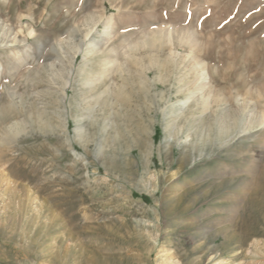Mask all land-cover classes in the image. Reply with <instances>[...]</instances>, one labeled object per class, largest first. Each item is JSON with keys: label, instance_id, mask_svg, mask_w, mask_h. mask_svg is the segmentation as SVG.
I'll use <instances>...</instances> for the list:
<instances>
[{"label": "rangeland", "instance_id": "rangeland-1", "mask_svg": "<svg viewBox=\"0 0 264 264\" xmlns=\"http://www.w3.org/2000/svg\"><path fill=\"white\" fill-rule=\"evenodd\" d=\"M1 104L0 264H264V0H0Z\"/></svg>", "mask_w": 264, "mask_h": 264}, {"label": "bare ground", "instance_id": "bare-ground-1", "mask_svg": "<svg viewBox=\"0 0 264 264\" xmlns=\"http://www.w3.org/2000/svg\"><path fill=\"white\" fill-rule=\"evenodd\" d=\"M86 50V49H85ZM86 53L88 52L87 50L85 51ZM84 55H86L85 53H84ZM72 60V59H71ZM70 60V61H71ZM105 60H107V59H105ZM110 60V59H109ZM72 62V61H71ZM105 64H109V61H106L105 62ZM72 65V64H71ZM110 66H108L107 68L105 67L106 65H104V67L106 68V70H108V69H110L111 68V64H109ZM103 67V68H104ZM102 70H104V69H102ZM109 71V70H108ZM148 72H149V70L146 72V75L148 74ZM103 74H105L104 73V71L102 72ZM101 73V74H102ZM102 74V75H103ZM109 74V73H108ZM107 75V74H106ZM103 77V78H102ZM100 76L99 75V79H98V76H97V79L95 80V82L94 81H86L85 83L86 84H88L89 86V88L91 89L92 87H94V88H92L91 90H92V92H93V94H92V92H91V97L92 96H94V99H95V103H97V104H99L98 106H101V110L103 109L104 111L103 112H105L106 110V108L108 107V105L109 104H105L104 105V103L102 104V101L101 102H99L100 100H102L103 99V96L104 95H108V97L107 98H111L113 95V92L111 91V86L109 85V83H110V81H106L105 82V79H106V76L104 77V76ZM103 79L104 80V82L102 81V86H98V84L96 85V83H100V79ZM100 80V81H99ZM126 81H124L125 82V84L124 85H128V87L131 89V88H133V87H135V79L132 77V74H131V72L129 73V76L127 75V77H126V79H125ZM67 85H69V82L66 80L65 81V83H64V90H63V92L62 93H64V95L66 94V91H65V88H66V86ZM68 87V86H67ZM111 88V89H110ZM117 88V87H116ZM67 89V88H66ZM113 90V89H112ZM90 91V90H89ZM116 92V91H115ZM106 98V99H107ZM10 99V98H9ZM111 100V99H110ZM106 101V100H105ZM107 102V101H106ZM109 102H111V101H109ZM3 103V102H2ZM111 103H113V100H112V102ZM39 110V109H38ZM15 111L13 110V108H12V106L11 105H9V106H6V105H3V104H1L0 105V130L2 129V130H5L6 129V127H7V125H6V122H7V120H8V118L11 116V115H13V113H14ZM37 112V111H36ZM43 116H41V114L40 115H38L37 116V121H39L41 124H43V125H45L47 128H49L50 127V129L51 128H53L54 127V124H53V122H52V120H54V118H53V115H49L48 116V118L46 117V118H44ZM67 121V120H66ZM238 122H240V121H238ZM241 123V122H240ZM58 126V125H57ZM234 127H237V128H239V125L235 122L234 123ZM59 128V127H58ZM244 129H247V128H243L242 129V127H241V131L243 132L244 131ZM60 130V129H59ZM75 130V134H77V135H79V132H80V130H78L77 129V127L74 129ZM62 132H63V134H67V132H68V130H67V125L65 124V126H64V128H63V130H62ZM218 132V135L219 136H222V135H224V134H227L229 131H228V128H225V129H222V130H218L217 131ZM246 132V131H245ZM54 133H55V131H54ZM59 134H60V132H59ZM52 135V134H51ZM61 135H62V133H61ZM6 136H7V134H6ZM64 136V135H63ZM7 138V137H6ZM64 138V137H63ZM62 143H65V141H63ZM67 143V142H66ZM57 145V144H56ZM60 146H61V144H60ZM73 146V145H72ZM257 202V206L256 207H258V209L260 210V200L259 201H256ZM258 211V210H257ZM253 243V242H252ZM216 262V261H215ZM223 262H224V260H223ZM222 262V264H227V261L226 262H224L223 263ZM164 264H169V262H165Z\"/></svg>", "mask_w": 264, "mask_h": 264}]
</instances>
